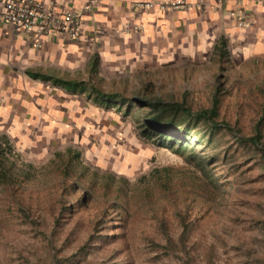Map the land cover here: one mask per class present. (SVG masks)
<instances>
[{
	"label": "rangeland",
	"instance_id": "1",
	"mask_svg": "<svg viewBox=\"0 0 264 264\" xmlns=\"http://www.w3.org/2000/svg\"><path fill=\"white\" fill-rule=\"evenodd\" d=\"M164 74L125 98L194 110L217 88L210 140L156 147L137 134L146 109L133 104L127 115L93 116L78 140L67 126L37 153L9 142L0 151V264H264V123L257 144L240 138L261 113L264 56Z\"/></svg>",
	"mask_w": 264,
	"mask_h": 264
},
{
	"label": "crops",
	"instance_id": "2",
	"mask_svg": "<svg viewBox=\"0 0 264 264\" xmlns=\"http://www.w3.org/2000/svg\"><path fill=\"white\" fill-rule=\"evenodd\" d=\"M160 1L166 0H91L74 41L50 36L33 41L26 33H12L0 17V146L13 142L37 153L56 135L62 140L70 125L76 128L69 138L78 140L77 128L83 132L93 116L101 121L112 109L124 114L119 99L132 100L125 97L150 73H176L225 55L264 56V0L139 6ZM58 2L68 8L84 3ZM100 93L117 95V101L105 108L94 100Z\"/></svg>",
	"mask_w": 264,
	"mask_h": 264
},
{
	"label": "trees",
	"instance_id": "3",
	"mask_svg": "<svg viewBox=\"0 0 264 264\" xmlns=\"http://www.w3.org/2000/svg\"><path fill=\"white\" fill-rule=\"evenodd\" d=\"M215 93L209 107L194 110L182 101H167L159 96L136 97L132 100L120 98L119 103L125 105L124 114L130 110L133 104L146 109L145 116L138 125L137 134L139 136L156 147L179 152L188 144L189 140H194V142L210 140L215 125L220 124L217 120L218 97ZM94 98L97 104L109 108L111 103L117 101L116 98L118 97L114 94L100 93L96 94ZM261 108V113L253 126V134L249 136L240 135L241 141L246 140L257 144L262 137L260 130L264 123V88L262 90ZM1 143L0 151L10 148L8 142L1 141ZM190 156L193 157V155ZM182 228L186 229L185 223Z\"/></svg>",
	"mask_w": 264,
	"mask_h": 264
},
{
	"label": "built area",
	"instance_id": "4",
	"mask_svg": "<svg viewBox=\"0 0 264 264\" xmlns=\"http://www.w3.org/2000/svg\"><path fill=\"white\" fill-rule=\"evenodd\" d=\"M78 8L59 7L58 0H0V17L12 33H26L33 41L43 36L76 40L84 22L83 12L91 0H83ZM156 4L159 8L183 7L182 0L141 3V7Z\"/></svg>",
	"mask_w": 264,
	"mask_h": 264
}]
</instances>
